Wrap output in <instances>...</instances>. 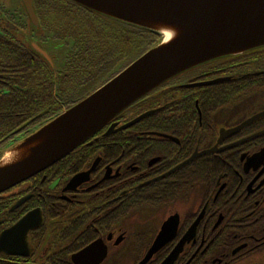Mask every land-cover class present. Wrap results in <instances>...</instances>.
Instances as JSON below:
<instances>
[{
	"label": "flooded vegetation",
	"instance_id": "af4514ba",
	"mask_svg": "<svg viewBox=\"0 0 264 264\" xmlns=\"http://www.w3.org/2000/svg\"><path fill=\"white\" fill-rule=\"evenodd\" d=\"M6 1L0 54L12 60L22 48L40 64L36 47L52 53L44 29L30 24L22 0ZM33 2L41 21L42 7ZM6 59L0 105L10 103L4 116L14 117L0 121V159L75 100L52 95L60 108L44 118L35 112L39 86L13 84L34 70ZM238 61L176 76L143 107L135 104L67 156L0 191V264H264V64ZM226 74L263 82L239 83L214 112L201 111L212 88L193 85ZM192 104L198 112L190 121L183 111ZM156 108L146 126L113 131Z\"/></svg>",
	"mask_w": 264,
	"mask_h": 264
},
{
	"label": "water",
	"instance_id": "95a60500",
	"mask_svg": "<svg viewBox=\"0 0 264 264\" xmlns=\"http://www.w3.org/2000/svg\"><path fill=\"white\" fill-rule=\"evenodd\" d=\"M72 1L164 37L104 85L10 149L7 157L0 160V191L62 158L135 100L174 75L208 60L264 45V0ZM26 5L36 23L29 0ZM219 81L222 79L204 84ZM151 112L141 114L119 130Z\"/></svg>",
	"mask_w": 264,
	"mask_h": 264
},
{
	"label": "trees",
	"instance_id": "16d2710c",
	"mask_svg": "<svg viewBox=\"0 0 264 264\" xmlns=\"http://www.w3.org/2000/svg\"><path fill=\"white\" fill-rule=\"evenodd\" d=\"M42 8L44 36L51 31H55L57 40L72 45L65 50V55L60 61L58 69L63 70L62 73L53 74L46 61L36 64V67L28 58L26 50L22 48L13 52L11 55L12 60L3 54H0V59L7 58L6 60H10L12 63V67L19 70H34V75H27L26 80L17 79L13 84L18 85L27 82L33 87L39 86L42 94L39 93V90L38 93L43 101L35 112L40 113L44 118L54 114L60 108L55 103L56 99L52 102V95L57 98V93H65L66 95L72 93L75 95V99L82 97L96 85L110 77L115 69L118 71L124 67L132 58L141 54L158 39V35L152 31L114 21L69 0H54L44 7L42 6ZM70 41H72V44ZM12 44L14 45V42ZM250 52L248 55L254 56L257 55L255 53H264V48ZM239 58L240 56H237L234 60L225 61L219 67L227 70L231 68L233 61ZM26 73L31 72L27 71ZM251 82H263V78L260 76L243 81L232 80L214 85V88L204 87L206 90H211V88L212 90L200 99L201 111L208 112L211 109L214 112L218 106L232 98L234 92H231V90L233 87H236L239 83ZM32 91L36 96V88H33ZM2 103L0 105V121L13 119L14 116L11 118L4 116L7 111L5 106L10 103L4 101ZM196 112H198V109L193 104L189 109L183 111L190 121L195 119ZM149 120L150 117L140 124L146 126ZM215 162L217 164L224 163L220 159L219 161L215 160Z\"/></svg>",
	"mask_w": 264,
	"mask_h": 264
},
{
	"label": "rangeland",
	"instance_id": "374dc122",
	"mask_svg": "<svg viewBox=\"0 0 264 264\" xmlns=\"http://www.w3.org/2000/svg\"><path fill=\"white\" fill-rule=\"evenodd\" d=\"M3 3L7 4L8 2L6 0H1ZM259 59H263L264 60V56L263 57H259ZM260 102V97L258 98H255L252 102V105H257L258 103ZM239 110H237L234 115H232L233 117L238 113ZM7 156V153H5L3 155V157H6Z\"/></svg>",
	"mask_w": 264,
	"mask_h": 264
}]
</instances>
